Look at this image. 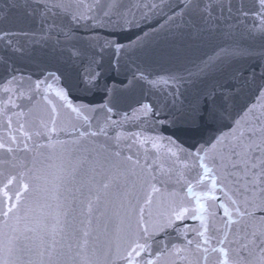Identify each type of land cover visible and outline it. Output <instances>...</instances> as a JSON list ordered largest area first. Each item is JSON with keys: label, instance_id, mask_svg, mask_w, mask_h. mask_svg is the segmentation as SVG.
Returning <instances> with one entry per match:
<instances>
[{"label": "water", "instance_id": "water-1", "mask_svg": "<svg viewBox=\"0 0 264 264\" xmlns=\"http://www.w3.org/2000/svg\"><path fill=\"white\" fill-rule=\"evenodd\" d=\"M187 2L118 0L120 7L107 17L94 12L92 15L98 16L96 20L71 23L58 17L57 23L62 27L49 33L47 24L41 22V10L32 14L37 0H0V33L13 34L9 37L11 47L6 40H0V142L17 149V160L25 164L21 170L32 169L42 177L40 183L45 188L39 195L24 194L32 211L25 217V202H22L20 215L24 218L18 224L10 221L17 229L15 233L0 224V230L19 237L12 257L16 264H41L42 260L48 264L46 250L53 238L57 241V251L63 253L58 264H74V260L78 264L77 244L84 232L89 233L85 254L93 264H127L124 257L136 239L130 233V217L134 228L139 207L143 206L144 219L153 232V223L165 219L159 213L170 212L167 201L161 199L158 203L156 197L150 208L144 205L138 178L142 171L145 174L151 171L156 176L154 183L163 191L179 193L177 203L182 199L190 211L187 218H173L170 227L153 232L148 240L150 251L135 257L140 264H148L149 260L155 264V253L165 248L168 255L161 264H189L197 242L202 247H224L230 259L240 251L242 257L256 264L260 250L255 249L250 256L248 250L239 247L247 243L241 237L251 227L245 228L246 222L234 212L233 223L229 225L221 207L224 205L232 211L225 192L236 198L234 189L218 187L215 201L201 200L209 210L200 214L204 216L205 235L209 238V244L204 245L197 232L205 229L200 219L191 218L196 215V200L187 194V188L192 184L199 193L210 186L207 178L197 183L203 170L189 153L201 146L208 147L209 142L215 143L217 137L229 133L235 126L234 120L243 116L247 106L256 104L259 111V105L264 103L258 99L264 85V18L251 14L253 0H202L204 4H224L223 10L216 7L211 15L185 9ZM241 5L249 15L237 11ZM105 41H117L125 50L116 52ZM14 47L22 52L14 51ZM49 73H55L60 80L52 79ZM141 73L146 79H139ZM91 74L98 75L89 84L87 78ZM13 76L16 81L7 85ZM37 80L45 81L39 90L35 89ZM49 84L51 88L47 87ZM6 85L11 91L4 90ZM59 87L68 90L75 106L84 104L97 109L86 113L94 117L90 128L82 120L76 121L70 109L62 107L63 102L55 94ZM45 95L57 108V128L66 129L52 133V140L64 142L72 158L81 161L71 176L67 174L59 144L55 149L38 147L49 141L35 133L45 130L42 123L52 126V106L43 99ZM109 100L114 101L111 119L116 124L107 128V135L86 137L74 145L72 141L79 132L97 130V121L103 122L106 115L99 106ZM140 103L151 104L159 114L134 118L132 110ZM197 105L199 110L194 111ZM213 107L217 110L226 107L229 115L212 118L209 111ZM72 124L76 125L75 131ZM24 133L32 139H27ZM117 133L125 138L117 142ZM134 133L148 142L136 140ZM13 136L15 143L11 140ZM157 136L164 139L157 141L159 146L154 148L152 138ZM169 137L174 144H169ZM25 143L29 151L24 150ZM116 152L120 153L119 157L115 156ZM129 156L132 161L125 159ZM7 157L0 150V159ZM137 160L139 165L135 164ZM10 171L15 174L16 170ZM112 176L116 177L112 186L103 189V183ZM237 220L240 222L236 223ZM41 225L46 233L41 231ZM225 233L229 242L220 245L218 241ZM189 240L194 243L189 245ZM41 252L43 256L38 254ZM198 255L202 257L203 253ZM221 260L219 253H210L208 264H219Z\"/></svg>", "mask_w": 264, "mask_h": 264}, {"label": "snow or ice", "instance_id": "snow-or-ice-1", "mask_svg": "<svg viewBox=\"0 0 264 264\" xmlns=\"http://www.w3.org/2000/svg\"><path fill=\"white\" fill-rule=\"evenodd\" d=\"M31 7V5L29 6ZM120 7L118 0H111V3H105V0H70V2L65 3L64 0H44L43 3L40 0H37L36 6L32 9V14H35L37 9L41 10V15L43 16L42 23L47 24L49 33L54 28L62 27L61 24L57 23V18H67L68 23L72 21L79 22L80 20L98 19L97 15H92L94 12L102 14L103 16H109L114 10ZM156 7V5H153ZM216 7H219L221 10L224 8V4L220 3L218 5L204 4L202 0H188L185 3L184 8L192 12L207 13L211 15V11ZM254 11L252 15H260L264 18V0H253ZM84 9V11H80ZM228 10L231 12L232 4H228ZM242 15H249V12L243 10V5L237 9ZM49 17L51 19L49 20ZM125 23H130V21H125ZM48 33H45L47 35ZM13 35L7 31L0 33V40H6L8 45L11 47L12 42L9 37ZM27 35V34H24ZM105 44L108 47H113L116 52H121L125 50L124 45L117 41H105ZM17 52H22L21 48L13 49ZM95 62V61H94ZM98 74H91L87 78V83L91 84L92 80ZM49 76L54 80H60V77L55 73H49ZM136 77H134L135 79ZM139 79H146V77L141 73ZM174 79V78H173ZM262 79H264V74H262ZM16 81V77L13 76L11 80L7 82V85L12 84ZM150 84L155 85L157 81H148ZM167 83V81H164ZM45 81L37 80L35 82V89L39 90L41 84ZM5 86V91L9 92L11 89L8 86ZM48 88H51V85H47ZM56 96L60 98L63 102L62 107L70 109L72 113L75 114L76 121H83L84 124H87L89 128L91 127V120L94 118L86 113L96 112V108H92L88 105L81 104L75 106L69 99V92L64 87H59L56 90ZM108 94L111 95V90H108ZM22 95V94H21ZM31 99V97H30ZM43 99L52 106L53 118L51 120V127L49 128L47 124L42 126L45 129L44 131H37L35 135L37 137H47V145H39L41 148L55 149L57 144L60 145L62 149V154L67 166V174L71 176L81 163L80 160L72 158V152L70 149L64 146V142L53 141L52 133H58V131H66L64 128L58 129L56 126V116L57 108L52 101H50L45 95ZM259 100L264 101V85L260 88ZM114 101L109 100L107 103L100 105L99 110L106 113L103 122L97 121V130L89 132H79L78 136L72 141L74 145L80 144V142L86 137H97L101 134L107 135V128L114 126L116 121L111 119V114L114 110ZM199 106L197 105L194 108V111H198ZM159 113L154 111L153 106L148 103H140L137 108L132 110V115L134 118L139 119L140 117L149 118ZM209 115L212 118H215L218 115H229L226 107H222L217 110L215 107L211 108ZM127 118V114H125ZM9 125L11 120L8 121ZM158 123L163 124V121ZM234 127H232L229 133L222 134L217 137L215 143L209 142L208 147L201 146L194 152H190L189 155L192 159L199 165V168L203 170L202 175L199 176L197 183L204 181L206 178L210 179V186L206 191L195 192L194 186L192 184L188 185L187 194L195 197L196 208L195 213L192 219H200L201 226L204 227L205 231H198L197 235L203 238V244H209V238L205 235L207 231V226L204 224V216L200 215L209 211L205 204L201 203L202 199H211L215 201L217 197L215 196V191L218 187L223 189H229L234 193L236 198L228 195V192H225L228 200L232 205V211L228 207L221 205L224 208V215L228 217V223L231 225L233 223L232 212L236 214L240 220L246 222L245 228L251 227V231L248 232L244 230L242 239L246 240L247 243L239 244L241 250H248L249 255L253 254L255 249L260 250V255L257 258L256 264H264V103L259 105V111L257 110V105L252 104L247 106L246 111H244L243 116L239 119L234 120ZM21 125V129H23ZM72 130H76V125L72 124ZM27 139H32L31 135L24 133ZM136 140H142L143 143H147L148 139L141 138L139 134H132ZM125 137L117 133L115 140L119 142ZM164 137L157 136L152 138L153 147H158L157 141H162ZM13 143L16 142V137H11ZM169 144H174L170 137L168 138ZM0 150H4L8 157L5 159H0V217L3 219L0 220V224L3 225V228L10 229L11 233H15L17 229L10 223L14 221L19 223L22 217L20 215L22 208V202H25L24 216L26 217L31 211V204H27V196L24 194H36L45 191V188L40 183L42 177L36 175L32 172V169H25V164L22 161H18L15 152L17 149L6 146L5 143L0 142ZM24 150L29 151V146L27 143L24 144ZM171 152V148L168 149ZM203 153V154H201ZM176 155V153H172ZM116 157L120 156L119 152L115 153ZM107 159V158H105ZM127 161H132V157H126ZM100 164V161H97ZM136 165H139V161L135 162ZM101 167L103 165L101 164ZM113 167H119V164H113ZM185 167H188L185 164ZM12 170H16L13 174ZM163 173V169L161 168ZM135 174V173H133ZM141 180V188L144 192V205L152 206L154 202V197L158 198L157 202L159 203L161 199L166 200L170 209L169 213H159L160 216L164 217V222L156 221L152 225V230H163L165 227H170L173 223V218L175 220H183L186 217V214L189 213L190 209L188 206L184 205L182 199L180 203H177V198L179 193L177 192H165L160 187H157L154 181L156 176L151 172L145 174L143 171L139 174L138 177ZM116 177H109L107 182L103 183L102 187L105 190H108ZM55 198V196H54ZM13 201H15L13 203ZM89 211H91V205H89ZM145 208L143 206L139 207V218L134 221L135 227L133 228V222L130 217L129 229L130 233L136 237L133 239L130 244V251L124 259L127 261V264H140L135 257H140L142 253L149 252L151 245L148 243V240L151 238L153 232H150L148 227V222L144 219ZM211 215V213H209ZM151 216V212H149ZM239 223L240 221H235ZM39 223V222H38ZM41 231L46 233V229L41 225ZM55 233V230H53ZM142 233V235H141ZM88 232L83 233L82 239L78 242L77 247L79 251L76 253V256L80 257L78 264H93L85 254L88 249ZM19 237L11 235L9 232H4L0 230V264H16V261L12 259L18 247ZM143 241V242H141ZM227 240V233L223 235L218 243L224 245ZM194 241L189 240L188 244L192 245ZM230 243H239V241H232ZM57 241L53 238L52 243L48 246L47 256L48 264H58V257L63 255L57 251ZM249 245L252 248H249ZM69 250H71L72 245H68ZM175 249V246H173ZM202 252L203 256L198 254ZM210 253H219L223 260L219 264H253L252 261L247 260L242 257L240 251L235 252V258H229V251L224 247H202L201 243H195V251L192 253V259L189 261V264H208V257ZM40 256H43L44 253H38ZM168 255V250L160 249L155 253L156 262L155 264H161L163 259ZM41 264H44L43 260ZM74 264L77 262L74 260ZM148 264H154L152 260L148 261Z\"/></svg>", "mask_w": 264, "mask_h": 264}]
</instances>
